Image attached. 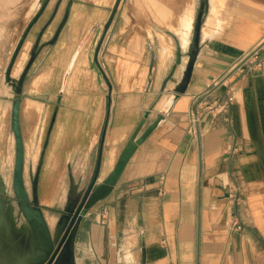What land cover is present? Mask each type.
<instances>
[{
	"label": "crops",
	"instance_id": "crops-1",
	"mask_svg": "<svg viewBox=\"0 0 264 264\" xmlns=\"http://www.w3.org/2000/svg\"><path fill=\"white\" fill-rule=\"evenodd\" d=\"M112 1L50 0L12 68V81L25 74L20 124L35 203L50 226L99 162L97 183L109 178L145 113L140 134L174 96L187 64L199 0H157L160 26L129 13L145 7L131 0L119 32ZM40 6L0 0V79L8 86ZM257 46L264 57V0H210L186 93L83 218L77 264H264V70L247 55ZM229 87L234 102L225 111Z\"/></svg>",
	"mask_w": 264,
	"mask_h": 264
},
{
	"label": "water",
	"instance_id": "water-1",
	"mask_svg": "<svg viewBox=\"0 0 264 264\" xmlns=\"http://www.w3.org/2000/svg\"><path fill=\"white\" fill-rule=\"evenodd\" d=\"M49 2L50 0H41L38 14L28 26L17 46L6 73V79L9 83L13 82L11 78L12 68L28 32ZM209 7L210 0H199L193 35L187 48V64L184 68L182 80L176 86L175 94L168 102L167 106L157 116L154 122L140 134L146 120L151 114V112L145 113L144 120L125 146L109 178L102 184L97 183L100 174L99 162L97 172L91 184L86 190L79 192L75 198L69 202L65 210V215L53 219L54 222L52 226H50L46 220L42 209L35 203L34 189L31 194L26 184V154L20 124L22 87L25 74L21 76L16 86V93L14 95L11 110V130L15 136L16 142L12 181L14 196L8 193L5 181L0 177V264H52L61 248H63V256L65 259H72L75 255L78 229L83 218L92 208L114 190V186L119 180L122 171L126 164L129 163L138 147L141 146L150 134H152L166 119L165 115L170 111L176 99L180 95L186 93L192 80L194 66L201 51L202 27L209 13ZM81 49L82 46L79 48L76 56ZM29 171L31 182L34 184L37 176L34 174L33 165L29 167ZM13 200L16 202V205L13 203ZM14 217L17 218V222L22 228L21 231L14 230L17 223Z\"/></svg>",
	"mask_w": 264,
	"mask_h": 264
},
{
	"label": "rangeland",
	"instance_id": "rangeland-1",
	"mask_svg": "<svg viewBox=\"0 0 264 264\" xmlns=\"http://www.w3.org/2000/svg\"><path fill=\"white\" fill-rule=\"evenodd\" d=\"M130 1L131 0L112 1L114 2L113 6L115 7L114 9L115 12L114 10L112 11L111 17H115L117 19L116 21L117 32L120 31L121 29L120 27L123 26L124 24V16L126 12L125 6L126 4L130 5ZM137 1L142 2L143 6L145 7L141 8L138 7L137 4H135L137 7L136 9L133 8L132 10L129 9L127 11L129 13L133 11L136 14V16H139L141 14L148 20L149 23L153 22L158 26H160V9L157 7L158 5L157 0H137ZM108 11L111 12V10H107V12ZM108 22L106 23V25L104 24L101 27L100 32L102 34H104L109 28ZM88 40L87 39L85 40V42L82 45V49L88 48V43H89ZM134 43L138 44L139 42H134ZM100 44H101V49L103 50L104 47L103 45L105 44L103 39L100 41ZM106 44H108V42ZM97 48H98V43H97ZM18 82L19 81H13L12 84L10 83V85L8 86L4 77L1 76L0 79V177H2V179L5 181L7 191L11 196H14L12 181L14 174L15 154H16L15 136L11 130V110H12V103L14 101V95L16 93V86ZM30 153H31L30 150H28L27 151L28 157L31 155ZM34 157L36 159L37 154H34ZM10 161L12 163H10ZM29 162H30V158H28L27 160L28 165L26 168V184L28 185L29 191L33 193V184L31 182L30 173H29L30 172L29 167L32 165H30ZM31 186L32 188H29ZM13 203L16 205V202L14 200Z\"/></svg>",
	"mask_w": 264,
	"mask_h": 264
},
{
	"label": "built area",
	"instance_id": "built-area-1",
	"mask_svg": "<svg viewBox=\"0 0 264 264\" xmlns=\"http://www.w3.org/2000/svg\"><path fill=\"white\" fill-rule=\"evenodd\" d=\"M262 48V46H257L254 49H252L247 55L250 57H256V65L261 69L264 70V57L263 56H259V50ZM247 57V56H246ZM233 87H229V91H228V96H227V101L224 105V110H228V106L234 102V96L232 95L233 92ZM197 124H199V117L197 115L196 112H192V120H191V126L189 129V132L193 135V136H198V130H197ZM236 153V147L232 148L231 151L229 152V154H235ZM237 194H240V188L237 187L235 193H234V197L236 199H239V196H237ZM230 197H233L230 196ZM234 198V199H235ZM235 199V200H236ZM238 202V201H237ZM234 226L236 227L237 230H241L242 226L241 224L237 221L234 222Z\"/></svg>",
	"mask_w": 264,
	"mask_h": 264
},
{
	"label": "flooded vegetation",
	"instance_id": "flooded-vegetation-1",
	"mask_svg": "<svg viewBox=\"0 0 264 264\" xmlns=\"http://www.w3.org/2000/svg\"><path fill=\"white\" fill-rule=\"evenodd\" d=\"M52 264H77L75 255L72 257L71 260H66L63 256V248L58 252L56 258L54 259Z\"/></svg>",
	"mask_w": 264,
	"mask_h": 264
},
{
	"label": "bare ground",
	"instance_id": "bare-ground-1",
	"mask_svg": "<svg viewBox=\"0 0 264 264\" xmlns=\"http://www.w3.org/2000/svg\"><path fill=\"white\" fill-rule=\"evenodd\" d=\"M169 15H170V14H169ZM169 15H168V16H169ZM170 19H171V18H170ZM189 43H190V42H189ZM184 46H185V47H186V49H187V48H188V46H189V44H188L187 46H186V44H184ZM24 60H25V59H24ZM53 222H54V221H53V218H50V223H51L52 225H53Z\"/></svg>",
	"mask_w": 264,
	"mask_h": 264
}]
</instances>
